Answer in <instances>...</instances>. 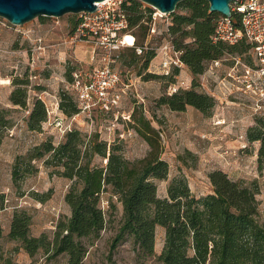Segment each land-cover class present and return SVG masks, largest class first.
Instances as JSON below:
<instances>
[{"label": "rangeland", "instance_id": "obj_1", "mask_svg": "<svg viewBox=\"0 0 264 264\" xmlns=\"http://www.w3.org/2000/svg\"><path fill=\"white\" fill-rule=\"evenodd\" d=\"M122 2L127 5L131 0ZM141 4L142 7L151 6L144 1ZM75 15L74 12L59 16L36 15L19 24L0 15V107L3 117L0 123V264L67 263L64 253L49 257L38 251L30 256L23 248H18L17 241L6 236L16 208H25L31 214L30 233L35 235L43 231L51 235L58 218L70 213L64 200L69 180L51 171L43 159L31 161L36 170L16 180L12 178L15 157L25 154L45 139L58 143L64 138L66 123L79 128L86 137L97 132L99 139L105 140L108 146L114 142L125 157L134 159L148 150L147 142L133 126L132 114L142 113L158 128L161 157L169 164L167 177L155 179L157 195L164 196L167 182L179 173L185 175L194 195L213 192L208 174L221 169L232 179L256 180L259 186L256 197L261 211L264 210V168L258 169L256 161L259 142L248 140L246 135L247 128L255 124L257 118L264 120V79L257 81L253 89H243L241 80L235 81L233 77L242 76L243 63L253 65L255 58L252 52L228 55L213 67H209L207 62L204 71L198 75L200 83L193 85L192 75L184 63L175 73L173 68L177 65L170 63L167 65L168 73L164 72V60L173 56V51L163 48L169 42L167 27L171 23V15L156 13L151 18L144 42L155 51L147 67L143 66L138 46H121L111 55L114 57L111 64L120 76L116 85L120 93L119 102L109 109L95 106L89 114L81 112L72 119L56 108L62 94L71 90L65 74L67 68L89 69L100 64L106 53L92 41L70 39L76 28ZM152 27L154 31H151ZM132 29L138 32L137 27ZM150 72L153 75H148ZM13 78L20 83H13ZM170 85L211 94L213 107L207 114L189 104L181 110L170 108L161 102ZM17 86L26 90V104L23 106L13 104L9 99ZM36 97L45 102L46 119L39 130H32L27 127V114ZM101 160L99 155H95L93 161L99 163ZM49 189L50 197L44 201L33 196L34 192ZM108 196V193H103L101 197L102 207L107 213L110 211ZM111 198L117 205V220L121 215V205L115 197ZM115 224L107 225L100 236L88 244L84 264H109L106 256ZM163 235L164 229L156 226L154 255L149 256L145 264H161L156 254L161 249ZM133 257L130 240L113 250L116 264H133Z\"/></svg>", "mask_w": 264, "mask_h": 264}, {"label": "trees", "instance_id": "obj_2", "mask_svg": "<svg viewBox=\"0 0 264 264\" xmlns=\"http://www.w3.org/2000/svg\"><path fill=\"white\" fill-rule=\"evenodd\" d=\"M128 31L132 32L134 46L140 47L143 66L147 67L155 51L144 44L148 36L152 12L151 6L142 7L140 0L126 5ZM171 15L167 27L168 41L179 50L181 61L192 75V84L200 83L207 62L225 55H242L251 44L239 41L227 44L213 41L215 21L221 14L210 11L207 0H180ZM75 26L77 16L74 17ZM132 27H137L136 33ZM136 35V36H135ZM132 46V47H134ZM67 68L68 80L72 70ZM178 71V66L173 72ZM140 73V72H139ZM148 75H153L151 72ZM13 83H20L12 79ZM69 93V94H67ZM63 93L58 106L66 115L79 111L74 93ZM9 99L13 104H26L24 87L14 88ZM170 108L181 110L193 105L203 113H209L214 98L195 88H178L161 97ZM0 107V123L3 121ZM133 126L147 142V152L138 158L124 156L116 143L107 145L94 132L89 137L73 126L64 138L54 144L45 139L33 145L25 154L15 157L12 178L36 170L33 159H43L51 171L69 180L64 200L70 213L60 216L51 235L43 231L30 233L31 214L25 208L14 209L7 238L18 242L30 256L42 251L47 256L64 253L66 264H84L88 244L98 238L101 231L116 222L110 237L109 264H116L113 250L130 240L134 251L133 264H145L154 255L155 228L164 229L163 243L156 254L161 264H264V210L259 207L256 180L232 179L221 169H214L208 176L213 192L194 195L183 173L176 174L166 184V194L157 195L155 179H165L169 164L161 157L162 143L158 128L144 114H132ZM46 119L45 102L36 97L27 114V127L39 130ZM248 140L259 142L257 168H264V120L257 118L246 130ZM102 160L95 163L94 157ZM103 193H108L107 213L101 204ZM50 189L34 192L39 201L50 197ZM121 215L116 220L117 205ZM0 227V238L2 235ZM87 241H84V239ZM10 261L9 259L7 260Z\"/></svg>", "mask_w": 264, "mask_h": 264}, {"label": "built area", "instance_id": "obj_3", "mask_svg": "<svg viewBox=\"0 0 264 264\" xmlns=\"http://www.w3.org/2000/svg\"><path fill=\"white\" fill-rule=\"evenodd\" d=\"M156 13H160V11L155 9L152 12V17H155ZM76 16L75 32L70 36V39L84 38L92 41L95 45L106 50V53L102 56L100 64L89 69L72 70V78L68 80L69 88L74 93L79 106V111L70 115L72 119L81 112L89 114L95 106L109 109L119 102L120 93L116 90V85L120 81V76L111 64L114 61V57L111 55L113 56V52L126 45L123 42V36L130 32L126 29L128 27V12L126 4L122 0L96 1L94 10L79 11ZM151 31H154L153 27ZM212 39L227 44H234L241 40L251 44L248 51L252 52L255 62L253 65L242 64L240 78L232 74L235 81L241 80L243 89H253L256 87L257 81L264 79V0H231L230 14H221L217 17ZM163 48L173 51V56L170 59H165L162 64L165 66L164 72L168 73V64L174 63L180 66L183 62L179 57L180 51L176 50L172 43L164 44ZM137 50H141L139 46ZM228 55L210 60L209 67L217 66ZM169 87L167 93L179 88L175 85ZM56 108L60 110L58 102H56ZM64 128V132H66L72 127L66 123Z\"/></svg>", "mask_w": 264, "mask_h": 264}, {"label": "water", "instance_id": "obj_4", "mask_svg": "<svg viewBox=\"0 0 264 264\" xmlns=\"http://www.w3.org/2000/svg\"><path fill=\"white\" fill-rule=\"evenodd\" d=\"M100 0H0V15L12 23H22L36 15L59 16L65 12L92 11ZM170 13L180 0H141ZM210 11L223 15L230 14L231 0H207Z\"/></svg>", "mask_w": 264, "mask_h": 264}, {"label": "bare ground", "instance_id": "obj_5", "mask_svg": "<svg viewBox=\"0 0 264 264\" xmlns=\"http://www.w3.org/2000/svg\"><path fill=\"white\" fill-rule=\"evenodd\" d=\"M123 42L126 45H131L134 42V36L131 33H125L123 36Z\"/></svg>", "mask_w": 264, "mask_h": 264}]
</instances>
